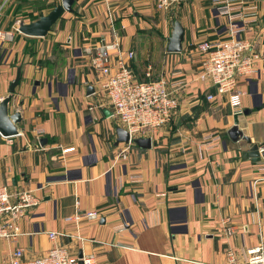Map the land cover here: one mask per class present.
<instances>
[{
	"label": "crops",
	"instance_id": "0c3cea01",
	"mask_svg": "<svg viewBox=\"0 0 264 264\" xmlns=\"http://www.w3.org/2000/svg\"><path fill=\"white\" fill-rule=\"evenodd\" d=\"M250 1L260 10L251 38L262 60L260 73L243 81L249 114L239 115V129L251 143L229 134V96L195 80L197 45L226 36L214 0H187L176 19L154 0H75L45 36L16 27L62 0H0V28L15 32L0 40V101L20 72L9 113L21 114L17 135L0 133V182L40 198L18 220V239L0 238V264L18 246L27 257L44 255L54 245L49 231H62L56 243L94 264H243L249 250L264 247V0ZM175 20L185 33L182 51L171 53ZM102 36L135 51L138 77L151 66L152 78L178 71L189 82L174 118L144 136L151 146L135 143L126 158L118 156L127 145L119 141L123 127L84 55ZM253 144L258 161L243 155ZM92 210L98 219L76 220Z\"/></svg>",
	"mask_w": 264,
	"mask_h": 264
},
{
	"label": "built area",
	"instance_id": "2783aa9c",
	"mask_svg": "<svg viewBox=\"0 0 264 264\" xmlns=\"http://www.w3.org/2000/svg\"><path fill=\"white\" fill-rule=\"evenodd\" d=\"M154 1L158 10L165 11H174L187 2ZM214 5L217 16L225 21L226 36L220 40L206 39L197 45L202 53V63L195 80L214 86L218 94L228 95L234 113L241 114L242 98L246 94L242 88L243 81L260 73L258 62L262 56L255 51L251 38L256 35L253 30L258 23L260 10L250 0H214ZM16 30L19 28L16 27ZM14 36V30L0 28L1 41H12ZM84 55L88 57L90 68L96 75L97 90L107 97L112 115L129 134V142L118 154L120 158H126L127 150L135 144V139L156 133L174 118L185 99L181 90L189 82L178 71L170 76L163 74L152 78L151 66L146 70V78L138 77L132 66L135 51L124 50L119 40H108L102 36L96 43L84 47ZM206 98L213 101L215 95L208 93ZM72 150L73 147L64 152ZM261 150H264V146ZM39 203L40 198L34 194L33 189H22L14 194L7 185L0 182V238L17 240L22 234L18 220ZM99 217L100 212L92 210L84 212L76 220L85 218L90 222ZM83 226L78 225L79 228ZM63 235L62 231L48 232L54 245L44 255L27 257L24 249L18 246L3 264L95 263L93 256L73 257L66 248L57 244V239ZM76 237L83 239L80 234ZM249 254V259L243 264H264L263 246L249 250ZM232 264L236 263L232 261Z\"/></svg>",
	"mask_w": 264,
	"mask_h": 264
},
{
	"label": "water",
	"instance_id": "95a60500",
	"mask_svg": "<svg viewBox=\"0 0 264 264\" xmlns=\"http://www.w3.org/2000/svg\"><path fill=\"white\" fill-rule=\"evenodd\" d=\"M74 2L75 0H62L61 4L55 6L47 15H41L28 23L21 22L19 31L31 36L47 35L64 12L73 11ZM184 33V27L180 21H174L173 32L168 41L167 49L169 52L177 53L182 51ZM19 79L20 72H18L17 78L11 83L10 94L0 101V133L4 136H13L19 133L17 123L21 120V114L20 112L9 113V103ZM89 92H94L93 86L89 87ZM241 114H249V110H244ZM239 115L240 113H235L234 126L229 130V134L234 141L244 139L251 143V139L239 129ZM129 139L128 132L124 128H119V141L128 143ZM135 143L146 148L151 146L152 140L151 138L140 137L135 139ZM243 155L250 157L253 161H258L261 155L259 145L253 144L248 151L243 152Z\"/></svg>",
	"mask_w": 264,
	"mask_h": 264
},
{
	"label": "rangeland",
	"instance_id": "374dc122",
	"mask_svg": "<svg viewBox=\"0 0 264 264\" xmlns=\"http://www.w3.org/2000/svg\"><path fill=\"white\" fill-rule=\"evenodd\" d=\"M183 5V4H182ZM181 7H178V8H176L174 11H165V10H160V11H164V12H167V13H170L171 14V16L174 18V19H176L177 17H176V13H177V11L180 9ZM176 21V20H175ZM207 40H209V39H207Z\"/></svg>",
	"mask_w": 264,
	"mask_h": 264
}]
</instances>
